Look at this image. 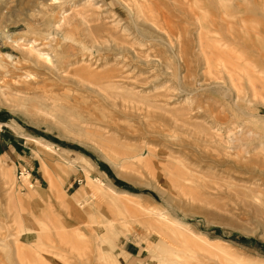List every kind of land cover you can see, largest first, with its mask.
I'll return each mask as SVG.
<instances>
[{"label": "rangeland", "instance_id": "1", "mask_svg": "<svg viewBox=\"0 0 264 264\" xmlns=\"http://www.w3.org/2000/svg\"><path fill=\"white\" fill-rule=\"evenodd\" d=\"M263 61L264 0H0V264H264Z\"/></svg>", "mask_w": 264, "mask_h": 264}, {"label": "bare ground", "instance_id": "2", "mask_svg": "<svg viewBox=\"0 0 264 264\" xmlns=\"http://www.w3.org/2000/svg\"><path fill=\"white\" fill-rule=\"evenodd\" d=\"M53 2V1H52ZM222 2V1H221ZM52 4V3H51ZM137 4V3H136ZM126 6V5H125ZM254 6V5H253ZM132 8V7H131ZM128 9H129V7H128ZM130 10V9H129ZM133 10V9H132ZM138 10V9H137ZM136 10V11H137ZM139 11V10H138ZM137 11V12H138ZM128 12H130L131 13V10L130 11H128ZM140 12H141V10H140ZM129 13V14H130ZM134 13V12H133ZM241 28V27H240ZM5 37H6V39H8V40H11V41H14L13 39H12V37H11V35L10 34H6L5 35ZM232 43V42H231ZM238 43V42H237ZM236 43V44H237ZM239 44V43H238ZM227 45V44H226ZM240 45V44H239ZM224 46H225V44H224ZM243 46V45H242ZM174 47V46H173ZM244 47V46H243ZM236 49V48H235ZM251 50V49H250ZM55 54V53H54ZM228 54V53H227ZM233 54V53H232ZM230 55H231V53H230ZM245 55V54H244ZM56 56V55H55ZM228 56V55H227ZM233 56V55H232ZM231 56V57H232ZM257 56V55H256ZM234 57H236L235 59H232V60H235V62H236V64L235 63H233V65H234V70L232 69V72L234 71L235 73H237L238 72V76L240 77V78H242L243 76H245L248 80H250L251 79V74L250 73H253V72H255L256 74L258 73V74H262L263 73V71L262 70H260L259 68H258V66L255 64V63H252V62H250V61H247L245 58H243V55L241 54V52H238V51H235V55H234ZM28 60L30 61V62H33L35 65H39V66H42L43 68H45L49 73H51V75H53V76H58V78H60V80L62 79L63 80V82H64V80H66V81H71V83H72V80H74L75 82H77V83H82V81L84 80H87V81H89L90 83H92V82H94V81H96V82H100L101 80H104V81H106V82H108V85H109V87H115L116 88V86L119 88L121 85H120V83L119 82H121L120 80H117V78H118V75L116 74V72L114 73V72H111V73H109V72H104V73H98V72H100V71H98V72H95V70L94 71H92V70H90V68L89 67H82L81 69H79V70H77V74H78V76L76 75V74H74V75H76L77 76V78H75L76 76H74L73 74V76L74 77H72V78H64L63 76H60V75H63V74H61V73H64V72H62L61 71V73H58V70H57V68H59V67H57L56 65H55V63H54V61H53V58H52V56H51V53H49V52H45V51H43L41 48H38V47H33V48H31V49H29L28 50ZM239 61V60H241L242 62H243V64L244 65H238L237 63V61ZM68 61V60H67ZM57 62H60V61H56V63ZM232 62H234V61H232ZM240 62V61H239ZM264 62V61H263ZM57 64H59V63H57ZM63 65V64H62ZM221 68L223 69V70H225L224 68H228V66L226 65V63H221ZM229 69V68H228ZM253 69V70H252ZM113 71V70H112ZM60 72V71H59ZM257 74V75H258ZM33 76V75H32ZM33 78H35V77H33ZM228 80H230L231 81V83L234 85V80L232 79V76H230V74L228 75ZM260 78V77H259ZM261 78H264V77H261ZM23 79V78H22ZM28 80H30V79H25V81H24V79H23V82L25 83V84H27V86H26V89H31L32 87V83L33 82H29V83H26V82H28ZM35 80V79H34ZM61 80V81H62ZM87 81H86V83H87ZM16 83H21V81L20 80H17L16 81ZM122 84V83H121ZM79 85V84H78ZM94 86H95V84H94ZM97 86H98V83H97ZM96 86V87H97ZM220 86V85H219ZM88 87V86H87ZM89 88V87H88ZM91 88V87H90ZM99 86H98V90H99ZM198 88V87H197ZM102 89V88H101ZM100 89V90H101ZM88 90V89H87ZM103 90V89H102ZM111 90V89H110ZM96 90H94V92H95ZM113 91V90H112ZM97 92V91H96ZM108 92V91H107ZM111 94V93H110ZM136 94H134V96H135ZM104 97V96H103ZM128 97V96H127ZM104 98H106V97H104ZM108 98V97H107ZM126 99V98H125ZM128 99V98H127ZM190 99V98H189ZM151 100H152V96H150V95H146V96H142L141 97V100H140V102H141V104L143 105V106H145L146 107V109L148 108H151V106L153 105L152 103H151ZM129 102H130V100H129ZM131 102H132V100H131ZM127 106V105H126ZM125 106V107H126ZM139 109V108H138ZM150 110V109H149ZM148 110V111H149ZM123 111V110H122ZM133 111V110H132ZM125 113V112H124ZM177 115V114H176ZM182 115V114H181ZM183 116H184V113H183ZM182 118H185V117H182ZM188 118V117H187ZM174 119H175V117H174ZM173 119V120H174ZM181 120V119H180ZM183 120H185V119H183ZM184 122V121H183ZM173 123V122H172ZM177 123V122H176ZM181 125V124H180ZM175 127H177V126H175ZM211 127V126H210ZM216 130V129H215ZM229 131V130H228ZM220 134V133H219ZM216 135V134H215ZM215 135L213 134L212 136L211 135H205V137H200V138H198V140H200V141H202V142H208V144H212V142H214V143H219L221 140H222V138H220L218 135H216V137H215ZM221 135V134H220ZM210 137V139L209 138H207V137ZM223 137V136H222ZM29 139H31L34 143H37V144H41V146H43V147H45L46 148V150H48V151H50V150H52L53 149V146L50 144V143H48V142H46V143H44V142H42L41 140H39V139H36V138H29ZM217 140H219V141H217ZM224 141V140H223ZM199 142V141H198ZM189 143H191V142H189ZM192 143H194V142H192ZM54 145V144H53ZM186 145H188V144H186ZM185 145V146H186ZM195 145V144H194ZM217 145V144H216ZM220 145V144H219ZM219 145H217V146H219ZM184 148H185V146L184 145H182ZM196 146L198 147L199 145L196 143ZM214 146V145H213ZM189 147V146H188ZM191 147H193V146H191ZM220 147V146H219ZM195 148V147H194ZM194 150V149H193ZM195 151V150H194ZM198 151V150H197ZM222 153V152H221ZM217 155V154H216ZM196 156V155H195ZM194 156V157H195ZM200 157V156H199ZM201 158H202V155H201ZM201 158H200V160H201ZM193 159V158H192ZM191 159V160H192ZM195 159H196V157H195ZM197 159H199L198 158V156H197ZM203 159V158H202ZM190 160V159H189ZM214 160V163H216V160H219V159H213ZM213 160L211 159V161L213 162ZM203 161H204V159H203ZM220 161V160H219ZM180 162V164H183L181 161H179ZM189 163H191V164H193L192 163V161H189ZM196 163V162H195ZM148 164H150V161H148ZM183 166V165H182ZM193 166V165H192ZM196 166H194L193 168H195ZM201 168H203V167H201ZM200 169V168H199ZM195 170V169H194ZM186 171L187 172H191L192 170H189L187 167H186ZM197 171V170H196ZM28 172H26V174H24L25 176V178H27V177H30V174H27ZM189 175H191V174H189ZM191 176H194V175H191ZM22 178H23V176H22ZM185 178V177H184ZM188 178H191V177H188ZM185 180L186 181H192V179H187V178H185ZM162 192V191H161ZM161 194H163V193H161ZM163 196H164V194H163ZM153 213H155V211H153ZM158 216H161V217H164V215L163 214H159ZM161 217H159L158 219H157V223H159V225H161V227H163L165 230H167L168 232H170L169 234H171L172 235V237H177V238H179V239H181V234H180V232H178L177 231V229H175V227H173V226H170L169 225V221L170 220H168V222L169 223H165L163 220H165V219H163V220H160V218ZM162 219V218H161ZM33 220V219H32ZM167 221V220H166ZM174 221V220H173ZM179 222V221H178ZM178 222H172L171 221V223L170 224H172V223H175V224H177ZM181 224V223H180ZM19 225V224H18ZM150 228H153L154 229V225L152 224V223H149V224H147ZM183 225V224H182ZM176 226V225H175ZM177 227H180V226H178L177 225ZM19 228H20V226H19ZM155 230H156V233L160 236V240L162 241V242H164V243H167V245L170 243L169 241H171V240H169V238L165 235V233H164V231H160V230H158V228L157 227H155ZM170 235V236H171ZM182 240V239H181ZM184 242V241H183ZM171 244V243H170ZM169 244V245H170ZM186 245V244H185ZM172 246V245H171ZM174 248H175V246H173ZM187 247V246H186ZM190 247V246H189ZM19 249V248H18ZM177 249V248H176ZM175 249V250H176ZM173 252H175V251H173ZM20 254V253H19ZM171 256V255H170ZM176 256V255H175ZM103 257V256H102ZM160 257V256H159ZM40 258V257H39ZM172 257H170V259H171ZM174 259H175V257H173ZM42 259V260H41ZM40 260H41V262H42V264H45L44 262H43V258H41ZM109 259H110V261H112V264H116V262H115V260L113 259V257H109ZM169 259V260H170ZM172 260V259H171ZM176 260V259H175Z\"/></svg>", "mask_w": 264, "mask_h": 264}, {"label": "built area", "instance_id": "3", "mask_svg": "<svg viewBox=\"0 0 264 264\" xmlns=\"http://www.w3.org/2000/svg\"><path fill=\"white\" fill-rule=\"evenodd\" d=\"M20 174H21V172H20Z\"/></svg>", "mask_w": 264, "mask_h": 264}, {"label": "crops", "instance_id": "4", "mask_svg": "<svg viewBox=\"0 0 264 264\" xmlns=\"http://www.w3.org/2000/svg\"><path fill=\"white\" fill-rule=\"evenodd\" d=\"M30 168V167H29Z\"/></svg>", "mask_w": 264, "mask_h": 264}]
</instances>
